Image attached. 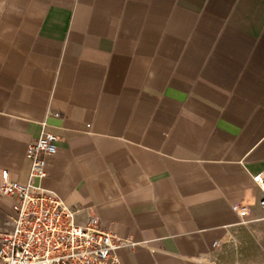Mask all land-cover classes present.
Here are the masks:
<instances>
[{"label":"crops","instance_id":"obj_1","mask_svg":"<svg viewBox=\"0 0 264 264\" xmlns=\"http://www.w3.org/2000/svg\"><path fill=\"white\" fill-rule=\"evenodd\" d=\"M43 131L59 140L40 184L121 238L118 264L251 255L264 0H0V184L28 181Z\"/></svg>","mask_w":264,"mask_h":264},{"label":"built area","instance_id":"obj_2","mask_svg":"<svg viewBox=\"0 0 264 264\" xmlns=\"http://www.w3.org/2000/svg\"><path fill=\"white\" fill-rule=\"evenodd\" d=\"M59 136L43 131L27 146L31 160L27 182L11 179L1 172L0 194L14 198L13 228L0 230V259L3 264H118L116 250L121 238L101 225L97 216L84 224L76 220V211L54 191L40 184L49 174V157L58 148ZM261 189L264 210V172L253 177ZM232 210L245 217L249 208L233 203Z\"/></svg>","mask_w":264,"mask_h":264},{"label":"rangeland","instance_id":"obj_3","mask_svg":"<svg viewBox=\"0 0 264 264\" xmlns=\"http://www.w3.org/2000/svg\"><path fill=\"white\" fill-rule=\"evenodd\" d=\"M249 230L255 236L253 242L247 244L252 248V254L240 252L229 264H264V224L251 226Z\"/></svg>","mask_w":264,"mask_h":264}]
</instances>
